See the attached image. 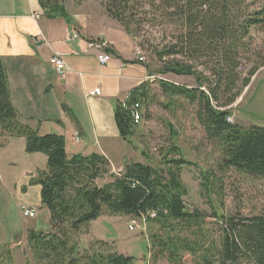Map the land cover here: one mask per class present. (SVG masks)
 I'll return each instance as SVG.
<instances>
[{
    "label": "trees",
    "instance_id": "16d2710c",
    "mask_svg": "<svg viewBox=\"0 0 264 264\" xmlns=\"http://www.w3.org/2000/svg\"><path fill=\"white\" fill-rule=\"evenodd\" d=\"M154 1L149 0L148 4ZM38 2L47 18L67 17L65 0ZM168 2L173 8L172 15L179 22V33L175 36V45L158 53V60L181 55L194 60L205 58L210 64L216 63L212 65L214 82L209 84L193 66L176 60L158 71L161 75L195 77L197 86L189 88L155 76L148 65L152 79L134 89L115 109L121 138L133 145L138 125L131 109L137 103L149 107V103L158 101L159 96L152 95L156 84L170 109L188 107L194 110L195 119L218 149L221 171H233L264 181V126L243 128L229 121L233 115L229 107L238 96L233 91L239 80L236 73L239 50L246 45L245 40L253 28L264 27V9L253 13L244 9L243 14V0ZM143 4L144 0H106L104 6L108 16L128 35L134 36V29L140 26L138 10ZM221 89L225 95L230 94L224 103L219 97ZM140 109L143 116L142 107ZM0 136L25 137L27 154L42 153L48 159L46 169L39 171L30 182L41 187V206L48 211L51 226L47 233L34 230L27 233V247L35 264L81 262L75 237L105 214L144 218L148 225H160L164 233L152 235V244L156 257L165 258L168 264H183L185 254L196 257L198 264H264V215L242 218L220 216L214 211L213 217L224 222L221 242L215 245L205 237L203 224L208 215L187 208L184 199L189 192L181 179L183 168L195 165L182 157L175 143L170 144L158 166L132 162L119 173H112L109 160L100 154L69 157L63 136H40L21 123L11 101L8 76L1 58ZM107 177L110 179L107 183L98 184ZM202 177L203 188L211 195L214 174L206 171ZM217 195L219 197L220 193ZM181 232L193 238L182 236ZM85 256L90 264L99 263L96 255ZM105 259L108 264L135 262L133 257L115 253H109Z\"/></svg>",
    "mask_w": 264,
    "mask_h": 264
},
{
    "label": "crops",
    "instance_id": "0c3cea01",
    "mask_svg": "<svg viewBox=\"0 0 264 264\" xmlns=\"http://www.w3.org/2000/svg\"><path fill=\"white\" fill-rule=\"evenodd\" d=\"M65 9L67 17L49 19L38 0H0V58L11 101L21 123L38 135L63 136L69 157L100 154L109 160L112 173H118L136 161L137 153L121 138L115 109L152 77L148 65L137 59L133 38L102 5L65 0ZM34 14L41 17L33 19ZM74 34L79 38L70 39ZM101 44L106 47L100 49ZM101 53L111 55V61L101 64L97 59ZM53 56L64 60L67 72L63 76L51 66ZM47 161L42 153H26L25 137L0 136V181L5 178L3 169L12 165L15 170H10L12 178L7 180H13V203L20 210L23 206L39 210L48 224L46 231L28 226L18 242L0 234V249L8 245L14 263L24 253L22 243L26 244L28 231L51 229L49 213L41 206V187L30 184L46 169ZM2 194L0 206L7 202ZM1 210L0 229H4L1 215L6 213Z\"/></svg>",
    "mask_w": 264,
    "mask_h": 264
},
{
    "label": "rangeland",
    "instance_id": "374dc122",
    "mask_svg": "<svg viewBox=\"0 0 264 264\" xmlns=\"http://www.w3.org/2000/svg\"><path fill=\"white\" fill-rule=\"evenodd\" d=\"M90 1L105 8L106 0ZM148 1L144 0V4L138 10L140 26L134 29V36L130 35L137 48L136 56L140 52L155 76L167 82L189 88L197 86L193 76L178 77L173 74L161 75L158 73L166 64L176 60L184 65L193 66L207 79V82L209 81V84H212L214 82L212 65L216 64L214 62L210 64V61L205 58L194 60L188 55L170 56L165 57L162 61L158 60L159 52L175 45V36L179 33V22L172 15L173 8L170 7L167 0H155L152 5H149ZM244 9L250 13L264 9V0H243L241 7L243 14H245ZM245 42L246 45L243 46V49L240 48L237 58L239 67L236 73L239 80L233 93H238V96L229 107L233 112L229 121L243 128L253 125L264 126V27L253 28L250 37ZM154 85L152 95L156 93L160 99L149 103V107L140 105L143 119L138 124L132 138V146L137 153L135 162L141 161L158 166L162 155L168 151L170 144L175 143L181 151L182 157L195 165L194 167H184L181 174L182 183L189 192V195L184 199L186 206L189 210L198 209L208 215L203 224L205 237L210 243L219 245L223 235L224 222L213 217L214 211L220 216L242 218L264 215V181L248 178L233 171H221L218 149L195 119L194 110L188 107L170 109L167 106L168 100L160 94L157 85ZM219 97L224 103L229 99L230 94L225 95L221 89ZM15 159L18 160V157ZM16 166L17 168L21 167L19 163ZM8 167V170L3 169L2 174L5 178L0 181V198L4 197L2 193H5L7 200L6 204L0 206L3 209L1 212L6 213L1 215L3 217L1 222L5 228L0 229V234L8 235L12 239L15 237L18 242L26 234V228H30L28 226H33L38 231H46L48 224L44 215L39 214V210L38 213L36 211L37 216L34 219L22 218L21 210L13 203V180H7L8 177L12 178L10 170H15V168L12 165ZM206 171H211L214 174L211 195H209L211 192H207L203 188L202 174ZM103 183L104 181H98V184ZM217 192L220 193L219 197ZM131 221H136L139 224L142 220L110 217L105 214L92 222L88 229L75 237L78 249H80V259H82L78 264H90L85 255H96L99 260L98 264H108L105 258L109 253L133 257L134 264H168L165 258L156 257V250L151 239L152 235L164 233L162 227L148 224L144 226L142 222V225L137 226L134 231H130L128 227ZM181 235L193 238V235L186 232H181ZM209 242L207 243L209 244ZM22 244L24 253L20 252L21 259L17 258L15 263L11 260L9 246H3L0 249V260H2L0 264H35L28 247L26 251L27 243ZM183 264H198V259L185 254Z\"/></svg>",
    "mask_w": 264,
    "mask_h": 264
},
{
    "label": "built area",
    "instance_id": "2783aa9c",
    "mask_svg": "<svg viewBox=\"0 0 264 264\" xmlns=\"http://www.w3.org/2000/svg\"><path fill=\"white\" fill-rule=\"evenodd\" d=\"M40 17L41 16L39 14L32 15V18L36 19V20H38ZM72 38L76 39V38H79V36L74 34L73 37H71L70 39H72ZM105 47H106V44L99 45L100 49H104ZM97 59L101 64H107L111 61V55L106 54V53H101L98 55ZM137 59L139 62L145 61V57H143L140 52H138V54H137ZM50 64L56 70L58 75H60V76H63L67 72V66H66L64 60L59 56H53L50 59ZM98 94H99V92H97V95ZM140 108H141L140 104L137 103L131 109L132 110V117H133L135 124H139L143 118ZM21 212H22V216L24 218L34 219L37 216L36 211L34 209L27 208L25 206L21 207ZM136 219H140L142 221L139 224L136 221L129 222L128 228L130 231H134L137 226L142 225V222H143L144 226L147 224L146 220L144 218H136Z\"/></svg>",
    "mask_w": 264,
    "mask_h": 264
},
{
    "label": "bare ground",
    "instance_id": "6f19581e",
    "mask_svg": "<svg viewBox=\"0 0 264 264\" xmlns=\"http://www.w3.org/2000/svg\"><path fill=\"white\" fill-rule=\"evenodd\" d=\"M142 119H143V118H142ZM140 123H141V122H140ZM140 123H139V124H140ZM136 125H138V124H136Z\"/></svg>",
    "mask_w": 264,
    "mask_h": 264
}]
</instances>
